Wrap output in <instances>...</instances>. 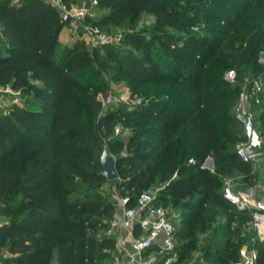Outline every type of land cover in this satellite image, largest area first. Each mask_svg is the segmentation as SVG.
<instances>
[{"label":"trees","instance_id":"obj_1","mask_svg":"<svg viewBox=\"0 0 264 264\" xmlns=\"http://www.w3.org/2000/svg\"><path fill=\"white\" fill-rule=\"evenodd\" d=\"M98 1L106 13L96 24L123 23L141 12L157 23L126 32L120 44H62L66 24L53 4L0 0V85L24 95L0 112V264H106L116 243L107 225L114 202L82 184L108 180L105 146L133 196L165 183L161 201L181 213L176 234L183 262L200 239L209 264H232L242 242L264 264V239L252 226L255 208H240L224 195L231 169L252 186L259 181L253 161L237 151L247 139L234 109L242 87L225 76L261 69L264 0ZM105 69L127 79L143 101L104 111ZM258 74L264 77V70ZM30 76L44 83L33 84ZM253 106L263 109L255 130L264 139V90ZM129 122L138 126L115 133L118 123ZM209 156L213 169L204 166ZM239 219L252 232L235 242Z\"/></svg>","mask_w":264,"mask_h":264},{"label":"built area","instance_id":"obj_2","mask_svg":"<svg viewBox=\"0 0 264 264\" xmlns=\"http://www.w3.org/2000/svg\"><path fill=\"white\" fill-rule=\"evenodd\" d=\"M15 3L20 0H13ZM60 12L62 20L70 16V22L65 24L75 36H80L78 28H86L90 34L91 46L104 43H116L123 35L111 34L100 30L97 26L87 25L86 16L90 7L99 4L98 0H47ZM235 70H229L226 78L233 80ZM263 74H258L249 83L242 87L237 104V115L244 124L247 139L240 141L237 151L246 161H256L255 155H250L246 148L250 143L255 130L254 117L251 110L253 104L261 102L264 80ZM104 94L100 97L104 104ZM106 97L111 99V94ZM118 99V98H117ZM114 101V100H113ZM131 108L140 104L143 99L135 95L133 100H124ZM22 95L19 90L9 84L0 85V112H9L14 103H21ZM129 127L118 123L115 126L116 134H129ZM231 180L225 182L224 195L240 208H255L252 226L258 230V237L264 239V199L253 201L250 196L236 192ZM161 187L157 190L144 189L133 196L125 182L119 177L117 195L114 202L115 212L107 222L108 233L115 236V247L111 249V261L108 264H193L183 262L177 248L176 225L180 220V210L171 203L161 201ZM168 196V195H166ZM253 238V240H255ZM257 249L249 245L244 247L242 255L232 264H258Z\"/></svg>","mask_w":264,"mask_h":264},{"label":"rangeland","instance_id":"obj_3","mask_svg":"<svg viewBox=\"0 0 264 264\" xmlns=\"http://www.w3.org/2000/svg\"><path fill=\"white\" fill-rule=\"evenodd\" d=\"M75 1H81V0H75ZM89 1V0H88ZM106 13V9L100 5H97L95 7H90V10L88 12V15L86 16L85 22L87 25L90 26H97L100 30L118 35V38L120 39V35L125 34L128 31H134V30H149L151 29L157 22L156 18L153 15H149L146 12H141L139 14H135L130 16L128 19H126L123 23L118 24H96L97 18L103 14ZM80 36H75L72 34L68 26L65 25V27L62 29V32L60 34V41L62 44H66L68 42H74L75 40L79 39L80 41H84L88 46H91V39L90 34L86 30V28L80 27L78 28ZM1 32V31H0ZM120 40L116 42V44H120ZM259 62L261 65V69L264 70V50L260 53ZM260 69V70H261ZM259 71H252L251 69L246 71L243 75L235 71V77L234 79L230 80L231 82L239 83L241 87L245 86L247 83L251 81L253 77H255ZM107 79L110 83V89L109 94H111V99H108L106 97V94H104V111L108 110L112 107H120V106H128L126 101L124 100H133L136 94L132 92L130 89L129 82L127 79H120L119 76L116 74L115 71H109L107 69L104 70ZM226 77V76H225ZM264 78V77H263ZM30 81L33 84L42 85L44 82L39 77L30 76ZM22 95V100H24V95ZM118 98V99H117ZM114 100V101H113ZM236 109V106L234 107ZM251 110L254 117V126L257 127L261 124V114H262V107L261 106H251ZM237 112V110H236ZM238 117V115H237ZM125 118V117H124ZM239 118V117H238ZM240 119V118H239ZM241 120V119H240ZM130 130L132 131V127H137L136 122H129L128 123ZM213 158L212 156H210ZM255 160L252 163L253 173H255L259 179V181H262L264 183V153H260L255 155ZM214 160V159H213ZM205 167H210V165L204 163ZM244 174L240 172L237 169H231L225 174V182L228 180H231L234 187L241 188L242 192H244V189H246L249 186H252L248 184L244 179ZM86 190L92 191L99 194H104L112 199L113 202H117L118 195H117V187H118V179H111L105 181L101 185H96L94 183H83ZM165 183L163 182H155L147 189L151 190H157L158 188L162 187ZM259 184V182H258ZM257 184V185H258ZM248 185V186H247ZM261 185V184H259ZM254 186V185H253ZM261 187V186H260ZM264 190V188H263ZM238 191V190H237ZM245 195V193H242ZM5 217L0 212V223L4 221ZM234 228H239L238 233L234 236H231V240L237 242V239L239 238H245L249 235L250 232H252V228L249 225V223H241V220L237 221L233 224ZM256 235L258 236V230H254ZM104 231L100 232L99 234L102 235ZM229 235H224V238L226 239ZM199 245L194 248L191 252V255L189 256L187 263H193V264H209L207 260L204 258L203 254V242L202 240L198 239ZM248 246V243L242 242L239 247L240 256L242 255V251L244 247ZM111 257L104 260L106 264H108L111 261Z\"/></svg>","mask_w":264,"mask_h":264},{"label":"water","instance_id":"obj_4","mask_svg":"<svg viewBox=\"0 0 264 264\" xmlns=\"http://www.w3.org/2000/svg\"><path fill=\"white\" fill-rule=\"evenodd\" d=\"M65 22L68 24L70 22V16L66 15L64 17ZM247 152L250 155H257L260 153H264V139L258 133L257 130L253 131L251 136L250 143L246 148ZM101 162H102V174L108 179H118L119 174L116 169V162L117 159L114 154L111 153L110 149L105 146L102 155H101ZM208 164L210 167H214V160L210 156L205 160V165Z\"/></svg>","mask_w":264,"mask_h":264},{"label":"crops","instance_id":"obj_5","mask_svg":"<svg viewBox=\"0 0 264 264\" xmlns=\"http://www.w3.org/2000/svg\"><path fill=\"white\" fill-rule=\"evenodd\" d=\"M259 182V184H261V185H259L258 183V185L256 184V185H254V186H249V187H247L246 189H244V192H242L241 190V188H236V187H234V190L236 191V192H240V193H245V195H248V196H250V198L253 200V201H255V200H263L264 199V190H263V188H264V183L262 182V181H258ZM248 186V185H247ZM261 186V187H260ZM238 190V191H237Z\"/></svg>","mask_w":264,"mask_h":264}]
</instances>
